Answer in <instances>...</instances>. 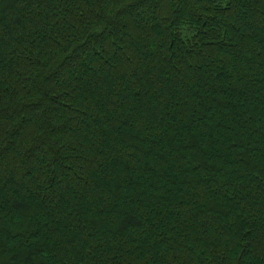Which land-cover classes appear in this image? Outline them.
Segmentation results:
<instances>
[{
    "label": "trees",
    "instance_id": "1",
    "mask_svg": "<svg viewBox=\"0 0 264 264\" xmlns=\"http://www.w3.org/2000/svg\"><path fill=\"white\" fill-rule=\"evenodd\" d=\"M0 264H264V0H0Z\"/></svg>",
    "mask_w": 264,
    "mask_h": 264
}]
</instances>
